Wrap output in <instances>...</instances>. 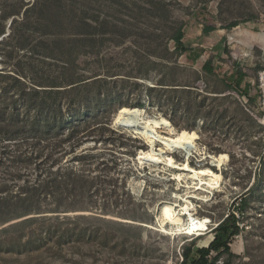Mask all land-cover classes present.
I'll return each instance as SVG.
<instances>
[{"label": "rangeland", "instance_id": "374dc122", "mask_svg": "<svg viewBox=\"0 0 264 264\" xmlns=\"http://www.w3.org/2000/svg\"><path fill=\"white\" fill-rule=\"evenodd\" d=\"M35 1L0 0V21L6 28L0 34V75L6 76L0 77V86L16 94L13 76L26 78L30 85L36 80L54 83L57 89L69 88L73 79L91 81L81 92L69 97L62 93L58 100L66 114L83 108L96 120L87 124L77 116L85 124L62 148L52 140L34 149L62 156L56 169L64 164L78 166L77 154L95 156L92 164L79 165L91 171L95 183L85 196L62 201L60 212L49 211L52 204H47L49 212L44 213L70 220L87 215L82 227L88 230L81 240L73 238L52 251H0V264H181L186 247L194 246L196 251L211 243L213 229L226 218L236 197L251 187L242 223L246 226L234 238L232 253L225 256L232 264H264V98L259 88V73L264 69L260 48L264 49V0H163L171 14L165 22L151 9L152 0H59L67 9H85L87 17L100 19L105 27L98 41H84L69 60L47 53L54 47L58 55L78 43L73 26L81 16L72 24L49 26L63 29L58 45L55 35L44 30V22L37 21L36 11L29 13L30 20L13 25L15 18L24 19L25 10ZM182 22L185 42L194 52L178 59L182 68L166 71L152 63L160 61L152 52H162L165 44L155 40L153 31ZM233 22L238 25L226 28ZM207 24L217 29L206 34ZM169 46L175 49L172 40ZM209 58L214 59L218 77L202 69ZM237 69L247 74L243 93L221 80L233 83ZM174 83H193L194 87L184 86L193 88L192 93L176 91L177 86L170 85ZM151 86L162 90L163 111L149 97ZM140 102L146 111L139 108ZM126 114H132L141 127H121ZM161 117L171 126L161 124ZM153 119L158 120L157 126ZM167 136L192 139L195 148L164 150L162 139ZM152 146L157 158L171 157L177 167L151 158ZM7 168L0 165V177L7 175ZM192 169L209 173L196 176ZM164 204L178 205L179 223L163 224ZM196 220H206V229L188 233ZM252 233L255 239L249 241L252 255H248L246 239Z\"/></svg>", "mask_w": 264, "mask_h": 264}, {"label": "trees", "instance_id": "16d2710c", "mask_svg": "<svg viewBox=\"0 0 264 264\" xmlns=\"http://www.w3.org/2000/svg\"><path fill=\"white\" fill-rule=\"evenodd\" d=\"M168 5L163 0L150 1L151 9L159 12L157 15L164 22L171 16ZM63 6L60 5L59 0H36L25 10L24 19L15 18L13 25L30 20L29 13L36 11L38 13L37 21L44 22L43 26L46 27L44 30L48 34L53 33L56 38L54 41L59 45L63 38L61 34L64 33L63 29H59L60 27L55 28L59 25L72 24L80 15L77 25L73 26V30L76 31L74 34L78 38L75 41L80 44L73 43L71 47L63 49L58 55L54 53V47L47 53L48 57L69 60L68 56L82 48L81 43L84 41H98V35L103 33L105 27L103 28L100 19L87 17L85 9L78 11L75 8L67 9ZM110 22L109 19H105V23ZM52 25L57 26H54L53 29L49 27ZM237 25V22H233L226 28H234ZM0 26V34H2L6 29L2 21H0ZM167 27L169 29H162L163 31L158 33L153 31L155 40H163V44L164 42L165 44L162 52L155 50L151 56L160 59V61H152L153 64L162 65L166 71H173L182 68L178 59L185 54L191 55L194 49L185 42L184 22ZM216 29L215 25L207 24L204 26L203 32L209 34ZM59 30L60 32H57ZM171 40L175 44L173 50L169 46ZM201 56L202 54H200ZM202 69L207 75L218 77L213 58L206 59ZM193 73L196 74V71ZM246 76L247 74L243 70L237 69L233 83H227L225 79L221 80L229 89L243 93L241 85ZM0 77L5 78L6 76L0 75ZM13 77L18 85L16 94H11L9 90L0 86V165L8 166L7 175L0 177V251L17 253L52 251L55 247H64L73 238L81 240L88 230L82 227L84 222L89 219L87 215H80L76 219L70 220L66 217L61 218L60 215L54 217L44 213L60 212L62 201L71 197L85 196L90 191L95 183V178H91V171L82 166L79 167V165L92 164L96 158L87 153H80L76 155L78 166L64 164L56 169L55 167L62 156L53 157L52 152L43 155L42 152H37L34 147L55 140L57 147L62 148L63 144L77 135L85 124L83 120L76 118L77 116L86 119L87 124L96 120L97 117L92 114L88 115L83 108H72L71 112L66 114L58 100L60 94L64 93L67 97L72 96L71 94L79 92L80 89L89 87L91 81H86L87 78L73 79L68 84L69 88L57 89L56 87L59 85L54 83L36 80L34 84L30 85L26 78ZM99 80L100 78H97L92 81L97 83ZM170 85L177 86L174 88L176 91L185 90L184 92L188 93H192L193 88H184V86L194 87L193 83ZM148 91L152 103L157 104L158 108L163 111L166 101L159 93L162 90L151 86ZM98 92L101 93L100 90ZM89 102L92 103L91 100ZM138 106H140L139 108L145 107V103L140 102ZM249 118L257 123L251 115ZM66 126L70 127L67 136H65ZM79 144L77 143V146ZM73 145L76 146V144ZM24 146H26L25 149H23ZM261 160L264 165V155ZM251 192L252 187L236 197L226 218L213 229L214 238L208 246H199L196 251H194V246L185 248L181 264H232L225 255L232 253L234 238L246 226L242 223L246 218L245 211ZM44 201H47L46 205ZM47 204H52L49 211L46 210ZM95 219L101 218L96 216ZM247 237L246 252L248 255H252L249 241L254 240L255 235L252 233Z\"/></svg>", "mask_w": 264, "mask_h": 264}, {"label": "bare ground", "instance_id": "6f19581e", "mask_svg": "<svg viewBox=\"0 0 264 264\" xmlns=\"http://www.w3.org/2000/svg\"><path fill=\"white\" fill-rule=\"evenodd\" d=\"M121 118L123 120V123H121V124H125V123L134 124L135 123L134 120H136V119L133 118L132 114L131 115L130 114L123 115ZM159 120L161 121V124L167 125L169 127L171 126V125H169L167 119L161 117ZM151 122L155 126L158 125V120H156V119L151 120ZM119 125H120V123H119ZM162 140H163V145H164L163 149L164 150H173V149L180 148V147H183L182 149H186V150H192L193 148H195V141L192 140V139L184 138V137H177V136H169L168 137L167 136L166 138H163ZM163 149L161 148V150H163ZM148 153H149V156L151 158H155L158 155L155 152V147L154 146H152L150 148ZM139 158H143V157L141 156ZM155 160L161 161V162L165 161L166 165L171 166V167H177L174 164V159H172L171 157L167 158V157H164V156L163 157L160 156L158 158L156 157ZM187 168H188V164L184 163L183 169H187ZM191 171L194 172V175H196V176H204V175L209 173L205 169H202L201 171H197L196 169H192ZM177 206H178L177 204H166L163 207L162 217H161V220H162L163 224L167 223V224H172L173 225V224L179 223V215L176 212V207ZM181 209L183 211H187L188 207H184V208H181ZM206 223H207L206 220L193 221L191 223L190 227L188 228V233H194V232H196L198 230H205L206 227H207Z\"/></svg>", "mask_w": 264, "mask_h": 264}, {"label": "built area", "instance_id": "2783aa9c", "mask_svg": "<svg viewBox=\"0 0 264 264\" xmlns=\"http://www.w3.org/2000/svg\"><path fill=\"white\" fill-rule=\"evenodd\" d=\"M259 88L263 94V98H264V69L262 71H260L259 73Z\"/></svg>", "mask_w": 264, "mask_h": 264}, {"label": "water", "instance_id": "95a60500", "mask_svg": "<svg viewBox=\"0 0 264 264\" xmlns=\"http://www.w3.org/2000/svg\"><path fill=\"white\" fill-rule=\"evenodd\" d=\"M144 108V110L146 111V107H143ZM120 126L121 127H124V128H127V129H131L132 127H134V126H141V124H139V123H135V124H129V123H125V124H120ZM181 149L183 148V147H180Z\"/></svg>", "mask_w": 264, "mask_h": 264}, {"label": "crops", "instance_id": "0c3cea01", "mask_svg": "<svg viewBox=\"0 0 264 264\" xmlns=\"http://www.w3.org/2000/svg\"><path fill=\"white\" fill-rule=\"evenodd\" d=\"M260 47V46H259ZM262 50H264L262 47H260Z\"/></svg>", "mask_w": 264, "mask_h": 264}]
</instances>
